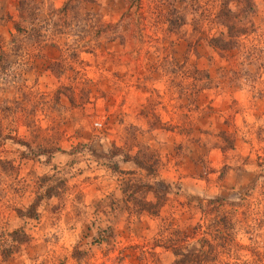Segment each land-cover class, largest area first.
Masks as SVG:
<instances>
[{
  "label": "rangeland",
  "instance_id": "rangeland-1",
  "mask_svg": "<svg viewBox=\"0 0 264 264\" xmlns=\"http://www.w3.org/2000/svg\"><path fill=\"white\" fill-rule=\"evenodd\" d=\"M213 198L264 264V0H0V264H173Z\"/></svg>",
  "mask_w": 264,
  "mask_h": 264
},
{
  "label": "trees",
  "instance_id": "trees-1",
  "mask_svg": "<svg viewBox=\"0 0 264 264\" xmlns=\"http://www.w3.org/2000/svg\"><path fill=\"white\" fill-rule=\"evenodd\" d=\"M227 3H223L222 5V11L220 12V17L225 18V16H228L229 19L231 20L232 18V12L231 10L226 7ZM225 9L227 12H224ZM233 21V20H232ZM134 162L136 165L141 168L142 170L148 172L149 169L148 167H143L140 165V163L137 161V159H134ZM157 186V185H156ZM151 187L150 192L154 195L156 199L160 197V195H167L168 194V186H164L163 191H160V189H157V187ZM162 186V185H161ZM200 200V206H201V213L203 215L202 220L204 221L202 226H199V231L198 234L202 235L200 238V241H202L200 248L197 249L196 246H192L190 249L186 251H182L181 249L175 250L174 254L176 255V259L173 264H203L204 258L207 256L208 253L212 254V249L215 247L213 244H215L214 239H221L222 236L232 234L233 233V217L234 221L235 215L237 208L242 206V203L237 202V203H227L223 201L220 198H213V199H198ZM37 201L33 202L25 211L21 212V216L26 217L28 219H37ZM158 207V204L156 203H151L149 204L144 210H146L150 214H156V209ZM228 207H232V210L228 209ZM217 225H221V229L216 230L214 232L208 231L209 226H211V229H214ZM104 234H107L108 232L103 231ZM211 232V233H209ZM205 235L208 237H205ZM11 237L13 242L16 243H23L26 239V233L23 228H18L14 230L11 233ZM213 239V240H210ZM105 239H109V235H106L102 238L99 239L100 242H102ZM225 241L224 246L231 247L232 244L235 246H238V243L236 242L235 239L230 238L229 240H223ZM204 245L207 246V251L204 250ZM217 247V244H215ZM12 251H6V254H4V257H8L11 254H13L16 251V246L12 247ZM219 254L215 253L213 254V261H215V257H217ZM217 261V260H216ZM215 264V263H212Z\"/></svg>",
  "mask_w": 264,
  "mask_h": 264
}]
</instances>
